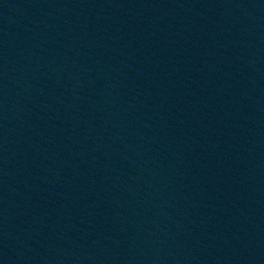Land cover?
<instances>
[{
  "label": "water",
  "instance_id": "1",
  "mask_svg": "<svg viewBox=\"0 0 264 264\" xmlns=\"http://www.w3.org/2000/svg\"><path fill=\"white\" fill-rule=\"evenodd\" d=\"M0 264H264V0H0Z\"/></svg>",
  "mask_w": 264,
  "mask_h": 264
}]
</instances>
